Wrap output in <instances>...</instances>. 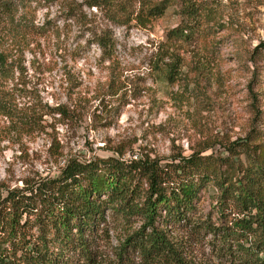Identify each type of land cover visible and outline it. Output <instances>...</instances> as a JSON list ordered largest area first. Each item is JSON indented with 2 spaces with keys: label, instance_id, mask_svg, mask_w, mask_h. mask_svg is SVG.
I'll return each instance as SVG.
<instances>
[{
  "label": "rangeland",
  "instance_id": "374dc122",
  "mask_svg": "<svg viewBox=\"0 0 264 264\" xmlns=\"http://www.w3.org/2000/svg\"><path fill=\"white\" fill-rule=\"evenodd\" d=\"M88 1L12 0V17L0 20L5 187L53 176L70 158L148 156L164 163L194 151L226 155L229 142L252 128L264 132V56L256 55L264 50V0H173L150 20L141 0H118L111 9ZM189 5L199 11L196 19ZM181 24L194 35L167 39L166 31ZM99 36L109 38L108 51ZM163 47L178 58L173 83L151 70ZM217 196L213 186L204 188L195 218L217 223ZM104 227L96 251L113 264L125 232L112 219ZM171 234L187 264H239L217 253L203 231ZM132 257L126 264H141Z\"/></svg>",
  "mask_w": 264,
  "mask_h": 264
},
{
  "label": "trees",
  "instance_id": "16d2710c",
  "mask_svg": "<svg viewBox=\"0 0 264 264\" xmlns=\"http://www.w3.org/2000/svg\"><path fill=\"white\" fill-rule=\"evenodd\" d=\"M172 1L141 0L143 18L163 15ZM88 4L120 6L118 0ZM14 8L12 0H0V20L10 19ZM186 9L196 19L199 11ZM189 27L181 24L165 36L186 41L194 35ZM106 38L99 36L97 43L108 51ZM5 63L0 52V67ZM178 64L176 54L163 47L151 70L156 80L173 83ZM0 109L6 112L1 97ZM263 136L252 128L244 139L229 142L226 155L194 151L164 163L148 156L70 158L57 174L32 184L8 188L0 182V264H103L96 234L111 219L125 232L113 264L132 263V256L141 264H187L172 229L203 231L217 253L239 264H264ZM208 186L218 194L217 223L195 218V202Z\"/></svg>",
  "mask_w": 264,
  "mask_h": 264
}]
</instances>
